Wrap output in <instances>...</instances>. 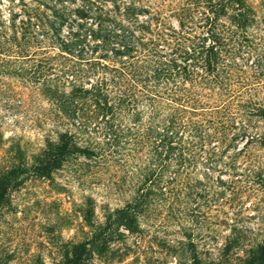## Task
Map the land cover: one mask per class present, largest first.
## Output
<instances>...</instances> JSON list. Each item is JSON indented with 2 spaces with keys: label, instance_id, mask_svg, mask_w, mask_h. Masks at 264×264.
I'll list each match as a JSON object with an SVG mask.
<instances>
[{
  "label": "rangeland",
  "instance_id": "374dc122",
  "mask_svg": "<svg viewBox=\"0 0 264 264\" xmlns=\"http://www.w3.org/2000/svg\"><path fill=\"white\" fill-rule=\"evenodd\" d=\"M250 1L264 11V1ZM183 2L0 0L7 34L13 26L21 27L16 47L25 28L34 24L37 30L36 13L47 28L52 21L58 38L44 43L45 51L32 39L29 53L13 46L18 56L0 55V173L13 169L18 183L6 191L0 206V264H71L76 250L84 252L81 264H249L258 258L256 246L264 239V187L257 175L264 177V153L256 146L234 156L229 149L210 156L198 149L182 153L181 182L173 188L162 184L161 197L151 195L159 192L145 180L166 154L145 148L119 155L109 154V148L100 152L106 141L101 133L76 134L78 146L92 148L96 157L73 155L59 168L42 171V156L58 133H76L42 92L43 79L60 75L75 61L57 50L60 41L86 43L83 26L95 27L94 17L101 11L123 14L127 9L141 21L147 15L140 9L149 7L175 25L169 9ZM251 35L249 44L262 48L264 67V23ZM244 58L248 65L258 63L254 54ZM193 191L200 195L189 196Z\"/></svg>",
  "mask_w": 264,
  "mask_h": 264
},
{
  "label": "trees",
  "instance_id": "16d2710c",
  "mask_svg": "<svg viewBox=\"0 0 264 264\" xmlns=\"http://www.w3.org/2000/svg\"><path fill=\"white\" fill-rule=\"evenodd\" d=\"M148 9H140L147 15L141 21L135 17L138 13L129 15L127 9L123 14L100 10L95 27L83 26L86 43L63 40L56 47L75 61L60 75L43 79L42 92L76 133H58L51 150L47 148L42 156L44 173L73 155L87 159L98 155L88 146H78L77 133H101L106 141L99 151L109 148L113 155L135 148L165 153L156 161L160 168L145 180L159 192L149 193L158 197L165 195L162 184L173 188L181 182L178 176L186 161L182 153L198 149L210 156L218 149H229L234 156L252 145L264 153V126L255 125V121L264 123L263 53L249 44L251 32L264 23V11L250 0H184L169 9L174 25ZM35 21L37 30L34 24L25 28L16 47L21 27L13 26L8 35L0 16L2 57L17 54L13 46L21 54L29 53L32 39L43 51L44 43L54 35L58 39L52 21L47 28L40 13ZM249 54L258 63L252 66L242 60ZM51 69L52 65L46 71ZM239 142L242 145L237 146ZM257 178L264 187V177L258 174ZM17 185L13 169L0 173V206L6 191ZM256 249L258 258L252 257L249 264L264 261V239ZM82 251H73L71 264L85 260Z\"/></svg>",
  "mask_w": 264,
  "mask_h": 264
}]
</instances>
